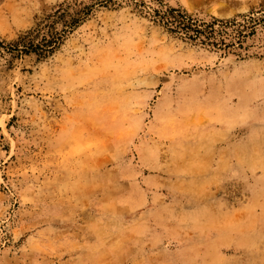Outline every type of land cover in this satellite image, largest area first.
I'll return each mask as SVG.
<instances>
[{"label":"rangeland","instance_id":"obj_1","mask_svg":"<svg viewBox=\"0 0 264 264\" xmlns=\"http://www.w3.org/2000/svg\"><path fill=\"white\" fill-rule=\"evenodd\" d=\"M0 264H264V0H0Z\"/></svg>","mask_w":264,"mask_h":264},{"label":"trees","instance_id":"obj_2","mask_svg":"<svg viewBox=\"0 0 264 264\" xmlns=\"http://www.w3.org/2000/svg\"><path fill=\"white\" fill-rule=\"evenodd\" d=\"M173 21H175L178 25H182L184 28L188 27L189 25V19L180 13H177L174 16ZM37 34L38 32L31 37L28 35L21 37L19 43H21L23 49H25L26 47L30 49H39L41 53L47 54L49 51H51V49L55 46L57 40L59 39V36L51 37L49 39L43 37L40 43L34 44L33 39Z\"/></svg>","mask_w":264,"mask_h":264}]
</instances>
